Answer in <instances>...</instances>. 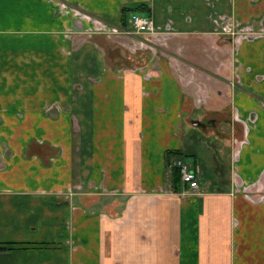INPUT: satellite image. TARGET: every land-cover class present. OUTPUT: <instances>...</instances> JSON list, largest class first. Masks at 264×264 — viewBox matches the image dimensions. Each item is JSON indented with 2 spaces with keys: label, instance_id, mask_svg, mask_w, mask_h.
I'll use <instances>...</instances> for the list:
<instances>
[{
  "label": "crops",
  "instance_id": "0c3cea01",
  "mask_svg": "<svg viewBox=\"0 0 264 264\" xmlns=\"http://www.w3.org/2000/svg\"><path fill=\"white\" fill-rule=\"evenodd\" d=\"M0 264H264V0H0Z\"/></svg>",
  "mask_w": 264,
  "mask_h": 264
},
{
  "label": "built area",
  "instance_id": "2783aa9c",
  "mask_svg": "<svg viewBox=\"0 0 264 264\" xmlns=\"http://www.w3.org/2000/svg\"><path fill=\"white\" fill-rule=\"evenodd\" d=\"M130 26L132 32H125V34H153L154 29L150 19L141 14H132L130 16ZM169 168L175 170L178 174L179 184L186 193H196L198 189L197 178L195 171L190 164L181 157H176L169 164Z\"/></svg>",
  "mask_w": 264,
  "mask_h": 264
},
{
  "label": "rangeland",
  "instance_id": "374dc122",
  "mask_svg": "<svg viewBox=\"0 0 264 264\" xmlns=\"http://www.w3.org/2000/svg\"><path fill=\"white\" fill-rule=\"evenodd\" d=\"M197 136H195V138H196ZM193 141H195L194 139H193ZM196 142V141H195ZM194 145H196V148H194L195 149V152L197 153V154H199L200 155V153H205V151H206V148L204 147V145L203 146H199L200 144H194ZM214 150V152H215V149H213ZM200 152V153H199ZM207 170H208V168H207ZM218 172H219V170H218Z\"/></svg>",
  "mask_w": 264,
  "mask_h": 264
},
{
  "label": "trees",
  "instance_id": "16d2710c",
  "mask_svg": "<svg viewBox=\"0 0 264 264\" xmlns=\"http://www.w3.org/2000/svg\"><path fill=\"white\" fill-rule=\"evenodd\" d=\"M123 13V10L121 11V14ZM171 180H172V184L178 183L179 179H178V174L175 170H173L171 172ZM1 250H4L3 248H1Z\"/></svg>",
  "mask_w": 264,
  "mask_h": 264
}]
</instances>
